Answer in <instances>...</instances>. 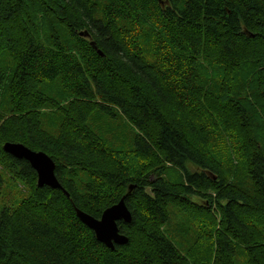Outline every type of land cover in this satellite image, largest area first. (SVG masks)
I'll return each instance as SVG.
<instances>
[{"label": "trees", "instance_id": "16d2710c", "mask_svg": "<svg viewBox=\"0 0 264 264\" xmlns=\"http://www.w3.org/2000/svg\"><path fill=\"white\" fill-rule=\"evenodd\" d=\"M97 109L132 124V150ZM8 141L47 152L70 196ZM6 176L0 264H264V0H0V196ZM123 196L112 249L76 207Z\"/></svg>", "mask_w": 264, "mask_h": 264}, {"label": "water", "instance_id": "95a60500", "mask_svg": "<svg viewBox=\"0 0 264 264\" xmlns=\"http://www.w3.org/2000/svg\"><path fill=\"white\" fill-rule=\"evenodd\" d=\"M80 35L91 36L88 30L81 31ZM91 45L96 47L93 41ZM99 53L103 55L100 50ZM4 150L16 158L27 160L31 164L38 175V186L47 185L53 189H62L67 196H70L56 175L55 160L47 152L32 149L21 142L11 141L4 144ZM133 189L134 185H130L128 194ZM76 212L81 221L95 232L98 240L108 247L114 249L116 244H125L129 241V237L121 232L119 225L122 220L128 223L133 219V213L126 203V196H123L118 203L105 209L100 218L94 217L78 207H76Z\"/></svg>", "mask_w": 264, "mask_h": 264}, {"label": "rangeland", "instance_id": "374dc122", "mask_svg": "<svg viewBox=\"0 0 264 264\" xmlns=\"http://www.w3.org/2000/svg\"><path fill=\"white\" fill-rule=\"evenodd\" d=\"M116 113H117V117H110L109 114L105 113L102 110L97 109L94 111L92 115V118L90 120V125L98 133L104 136V138L114 140L115 147H119L124 152H129L130 150L133 149L135 145V140H134L135 131H134V128L132 127V124H130L126 120V118H124L122 114H119L117 111ZM189 164H191L192 170L197 169L195 164L193 163H189ZM135 165H138L137 161L135 162ZM174 171H175V175L180 176L182 174L179 168L174 169ZM37 181H38V175H37ZM22 189H25V187L22 186ZM14 191H15L14 183L11 181L9 177L6 176L4 188L0 196V212L3 207V203H4L3 200L10 202L12 198L14 197L13 196L15 194ZM172 217H173L172 221H174V223H172L171 228H169V234L171 236H174L175 240H179L182 243V247H181L182 251H186V249L190 245V239L186 238V234L182 230V228L187 225V223L184 222V214L176 210L175 214ZM120 222H119V225H120ZM190 234H193L192 229L190 230ZM238 250L240 251L241 248L239 247ZM238 259H239V262L244 264L246 260V256L240 253Z\"/></svg>", "mask_w": 264, "mask_h": 264}, {"label": "bare ground", "instance_id": "6f19581e", "mask_svg": "<svg viewBox=\"0 0 264 264\" xmlns=\"http://www.w3.org/2000/svg\"><path fill=\"white\" fill-rule=\"evenodd\" d=\"M98 218V217H97Z\"/></svg>", "mask_w": 264, "mask_h": 264}]
</instances>
